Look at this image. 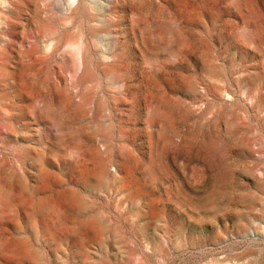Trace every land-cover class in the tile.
I'll use <instances>...</instances> for the list:
<instances>
[{
    "label": "rangeland",
    "instance_id": "374dc122",
    "mask_svg": "<svg viewBox=\"0 0 264 264\" xmlns=\"http://www.w3.org/2000/svg\"><path fill=\"white\" fill-rule=\"evenodd\" d=\"M0 264H264V0H0Z\"/></svg>",
    "mask_w": 264,
    "mask_h": 264
},
{
    "label": "bare ground",
    "instance_id": "6f19581e",
    "mask_svg": "<svg viewBox=\"0 0 264 264\" xmlns=\"http://www.w3.org/2000/svg\"><path fill=\"white\" fill-rule=\"evenodd\" d=\"M226 173V172H225ZM226 177H227V175L226 174H224L223 175V177H222V179H221V182H220V190H222V189H224L225 188V186H226ZM222 192V191H221Z\"/></svg>",
    "mask_w": 264,
    "mask_h": 264
}]
</instances>
